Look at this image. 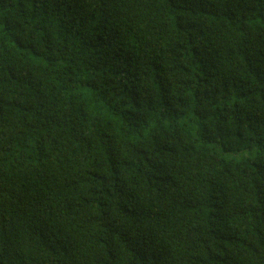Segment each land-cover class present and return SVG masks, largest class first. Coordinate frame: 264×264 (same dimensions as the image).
Instances as JSON below:
<instances>
[{
	"label": "trees",
	"instance_id": "16d2710c",
	"mask_svg": "<svg viewBox=\"0 0 264 264\" xmlns=\"http://www.w3.org/2000/svg\"><path fill=\"white\" fill-rule=\"evenodd\" d=\"M0 264H264V0H0Z\"/></svg>",
	"mask_w": 264,
	"mask_h": 264
}]
</instances>
